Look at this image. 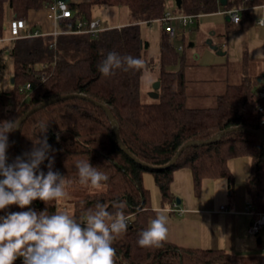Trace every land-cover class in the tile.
Segmentation results:
<instances>
[{"label":"trees","instance_id":"obj_1","mask_svg":"<svg viewBox=\"0 0 264 264\" xmlns=\"http://www.w3.org/2000/svg\"><path fill=\"white\" fill-rule=\"evenodd\" d=\"M176 1L69 0L73 14L56 21V34L13 39L9 52L14 63V81L11 80L10 88H0V122L20 119L48 99L73 94L29 115L21 124L20 142L24 152H30L36 139L46 137L52 149L49 152L54 161L52 171H58L70 181L66 191L75 195L84 191V194L71 201L70 210L62 199L47 205L37 199L25 208L11 205L0 211V217L31 208L37 212L47 210L50 215L67 212L79 220L96 203H102L108 211L114 212L112 203L121 201L126 205L123 211L128 228L113 244L117 264H264V251L238 254L225 248L185 247L168 240L159 248L140 247L137 243L139 233L157 213L151 204L150 189L144 185L146 174L154 177L161 204L168 205L176 202L171 189L176 170L191 169L195 193L199 195L205 178H226L232 188L235 177L229 161L249 156L252 166L245 182L249 201L254 205L255 214L264 211V138L251 131L264 134V100L258 96L259 77L246 70L241 81L228 84L216 97V105L188 106L186 55L175 48L162 23L170 8L199 17L243 7L239 22H227V33L249 29L254 22L252 7L264 5V0H228L225 6L220 0H181V7ZM51 2L0 0V39L6 31L3 26L8 17L6 8L22 21L29 19L31 11L46 9ZM96 5L126 6L135 21L107 27L96 34L79 31L78 21H91L92 8ZM153 21L161 22L157 64L145 57L149 41L142 30V23ZM5 52L0 49V77L6 66ZM109 52L139 58L143 67L117 70L115 75L105 77L98 65ZM177 64L180 66L177 70L169 68ZM150 67L158 69L159 97L144 101L141 77L144 69ZM87 97L106 105L115 123L102 106ZM41 125H46V132L41 133ZM117 128L121 142L130 154L117 139ZM8 137L7 153L13 161L22 155L17 146L16 130ZM214 137L219 138L208 142ZM189 141L193 144L183 150L172 166L164 168ZM78 160H89L109 179L102 182L100 188L81 185L75 167ZM40 170L47 174L48 160L41 164ZM14 264H23V258H17Z\"/></svg>","mask_w":264,"mask_h":264},{"label":"clouds","instance_id":"obj_2","mask_svg":"<svg viewBox=\"0 0 264 264\" xmlns=\"http://www.w3.org/2000/svg\"><path fill=\"white\" fill-rule=\"evenodd\" d=\"M143 61L127 55L109 52L98 65L105 77L115 75L117 70H139ZM20 127V120L0 122V211L11 205L28 207L39 199L46 205L50 201L67 198L66 188L70 181L58 171H52V151L47 138L36 139L30 152L18 155L8 163V134ZM41 125V133L46 132ZM48 160V172L40 170ZM75 167L81 185L100 188L109 177L93 166L89 160L76 161ZM38 173V174H37ZM125 203L114 201V212L102 203L88 208L77 220L67 212L48 214L37 212H14L0 217V264H14L23 258V264H117L114 241L126 233L128 220L123 211ZM169 216L158 210L147 228L139 233L140 247H162L168 238Z\"/></svg>","mask_w":264,"mask_h":264},{"label":"crops","instance_id":"obj_3","mask_svg":"<svg viewBox=\"0 0 264 264\" xmlns=\"http://www.w3.org/2000/svg\"><path fill=\"white\" fill-rule=\"evenodd\" d=\"M251 14L254 22L249 29L229 33H227V22L231 19L226 18L227 14L224 10L201 14L196 19L200 28L202 26V22L199 21L200 17L205 16V26L207 25L205 34L225 35V39L220 42L209 38L220 49L226 51L224 55L213 50L208 42H205L203 53L197 52L195 50L196 41L189 39L185 42V28L180 26L177 29V35L183 29L184 37L182 41H178V45H183L182 52L185 53L186 59L188 58L187 51L190 52V50L193 60L201 59L205 54L207 66L226 63L244 64L245 62H258L262 65L264 64V22L260 23V20H264V5L252 7ZM29 20L46 33L56 30V21L48 15L45 9L31 11ZM153 22L142 24L151 26ZM216 26H219V29H216ZM188 43H191L190 46H187ZM173 44L176 45L174 42ZM211 73L209 70L205 79L208 80ZM187 74L188 66H186V77ZM256 76L264 83V78L259 75V72ZM229 166L235 177V184L232 188L226 178H205L199 195L195 193L191 169L185 167L175 171L171 189L176 195V202L155 206L157 211L164 210L169 216L168 241L185 247L225 248L238 254L264 251V227L255 236L248 232L253 216L246 211L249 197L245 182L250 174L252 159L249 156L232 158ZM178 197L180 203L177 202Z\"/></svg>","mask_w":264,"mask_h":264},{"label":"rangeland","instance_id":"obj_4","mask_svg":"<svg viewBox=\"0 0 264 264\" xmlns=\"http://www.w3.org/2000/svg\"><path fill=\"white\" fill-rule=\"evenodd\" d=\"M6 12L7 16L11 18L13 15L12 11L9 8H6ZM91 18L92 20L102 19L104 25L109 27L117 25H126L135 21L134 17L131 15L129 9L126 6H93ZM199 21L202 22V26H200V28L198 27V22L196 20L194 24L189 27H183V29L185 28L184 30L186 33L185 42H188L189 39L195 40L197 43V47L195 50L199 53H203L202 51L205 50V42H207L209 38H212L215 42H220L225 39V35L220 34L210 36L208 34H205V27L207 26H205V16L200 17ZM215 28L219 29V26H216ZM183 29L180 30L177 37L173 41L176 46L179 44V40H183ZM142 30L144 36L149 41V46L146 49L145 57L153 59L154 63L157 64L160 50L159 41L161 33V22L154 21L151 26L143 24ZM13 42L14 41L12 39L10 31L6 30L4 37L0 39V49L6 51L3 54L4 60L2 58L6 65L2 72V76L0 77V88L2 89H8L12 85L11 80L14 75V63L9 51L13 46ZM190 52L187 51V104L190 107H209L216 105V97L222 92H224L228 84L237 83L241 81L242 78L245 76L246 70H248L249 74L252 76H256V74L259 72V75L263 76L264 78V64H262V66L261 63L258 62H245L244 64L241 63L242 65L226 63L207 66L205 64V54L202 55L201 59L193 60ZM216 57L218 58L220 56ZM179 67V64L169 66V68L172 70H177ZM241 67L244 68L242 69ZM209 70L212 73L211 77H209V79L207 80L205 79V76L207 75V72H209ZM156 81H158V69L152 67L145 68L141 77V95L144 101L154 100L150 93L154 90L153 86ZM263 84L264 83H262V81L259 82V86ZM144 185L150 189L152 207L156 208L155 206H160L162 202L161 195L152 174L145 175ZM67 193V198L62 199V201L64 204L66 203V208L70 210L73 206L71 201L75 200L76 198H81L84 194V191L79 195H75L70 191H67Z\"/></svg>","mask_w":264,"mask_h":264},{"label":"built area","instance_id":"obj_5","mask_svg":"<svg viewBox=\"0 0 264 264\" xmlns=\"http://www.w3.org/2000/svg\"><path fill=\"white\" fill-rule=\"evenodd\" d=\"M243 7L231 8L225 13L230 16V19L237 23L240 21V11ZM46 12L54 21H57L60 18H68L72 16V9L70 6L69 0H52V2L45 9ZM198 18L195 14H183L174 11L172 8L168 9L165 12L164 17L162 18V23L164 24L166 31L169 34L171 40H173L177 36L178 27H189ZM7 20V19H6ZM264 20L261 19L260 23H263ZM4 29L10 31L12 35V39H16L18 37H27V36H43L48 34L43 30L38 28H33L30 20H22L19 21L15 18V14L12 15L11 18L4 22ZM78 29L79 31H88L96 34L98 31L105 29L109 26L104 25L102 19L87 21L84 19H80L78 21ZM56 34V30L52 32ZM175 48L178 51L183 50V45H175ZM31 85L28 83L27 87L29 88ZM258 96L261 100H264V84L260 86L258 90ZM260 109H263V106L260 105ZM8 163L12 162L11 154L7 153ZM222 208L226 209L225 206ZM246 211L253 216V220L248 228V232L251 235H257L264 227V211L258 212L255 214V208L251 201H249L246 205Z\"/></svg>","mask_w":264,"mask_h":264},{"label":"water","instance_id":"obj_6","mask_svg":"<svg viewBox=\"0 0 264 264\" xmlns=\"http://www.w3.org/2000/svg\"><path fill=\"white\" fill-rule=\"evenodd\" d=\"M227 1H228V0H220V4L223 5V6H225V5H227ZM176 3H177V6H178V7H181V0H177ZM226 18H227L228 20H230V16H229V15H227ZM207 42H208L209 46H210L213 50H215L218 54H220V55H224V54H226V51L220 49L219 46H218L217 44H214L213 41H212V39H208ZM13 81H14V77L12 78V82H13ZM159 86H160V81L158 80V81H156V82L154 83V86H153L154 90L150 93V95H151L153 98H158V97H159V92H158ZM71 96H74V95H73V94H69V95H63V96H60V97H57V98L48 99V100L44 101L43 103H41V104H39V105L33 107L32 109H30L28 112H26V113H25V114L19 119V120H20V127H21V124L27 119V117H28L29 115H31L32 113H34L36 110L40 109V108L43 107V106H46V105H48V104H51V103H53V102H55V101H57V100H60V99L66 98V97H71ZM79 96H82V95H79ZM87 98L90 99V100H92V101H94V102L97 103L98 105L102 106V107L106 110V112L109 114V117H110V119L112 120V123H113V124L115 123V121H114V119H113V114H112L111 110H110L106 105L101 104V103H99V102L93 100V99L90 98V97H87ZM20 127H19L18 129H16V141H17V146H18V148H19V150H20V153L23 154V153H25V152H24V150H23V148H22V146H21V142H20ZM240 128H241V127H235V129H240ZM228 130H229V129H228ZM251 131H252V132H256L258 135H260L261 137L264 138V134H263V133L258 132V131H254V130H251ZM116 134H117V139L120 141L121 146L124 148L125 151H127V152L129 153V151L123 146V143L121 142L120 135H119V129H118V128H117V130H116ZM221 134H222V133H221ZM216 138H219V137H214V138H212V139H211L210 141H208V142H212V141H214ZM192 144H193V141H189L188 143H186V144H185V145H184V146L178 151V153L174 156V158H173V159H172L167 165H165V166H163V167L166 168V167H170V166H172V165L176 162V160L179 158V156H180V154L183 152V150H184L186 147L191 146ZM129 154H130V153H129ZM177 202L180 203V198H179V197L177 198Z\"/></svg>","mask_w":264,"mask_h":264}]
</instances>
